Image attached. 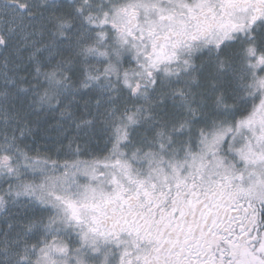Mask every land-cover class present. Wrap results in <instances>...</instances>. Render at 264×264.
I'll return each instance as SVG.
<instances>
[{
    "label": "snow or ice",
    "instance_id": "6c2138e0",
    "mask_svg": "<svg viewBox=\"0 0 264 264\" xmlns=\"http://www.w3.org/2000/svg\"><path fill=\"white\" fill-rule=\"evenodd\" d=\"M0 264H264V0H0Z\"/></svg>",
    "mask_w": 264,
    "mask_h": 264
}]
</instances>
